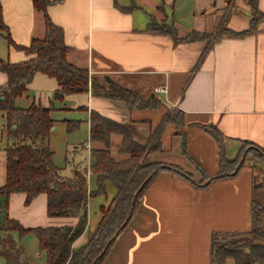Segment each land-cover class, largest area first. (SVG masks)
I'll return each instance as SVG.
<instances>
[{"label": "crops", "instance_id": "0c3cea01", "mask_svg": "<svg viewBox=\"0 0 264 264\" xmlns=\"http://www.w3.org/2000/svg\"><path fill=\"white\" fill-rule=\"evenodd\" d=\"M0 4L3 22L16 44L27 46L32 39L44 38L43 16L31 0H0ZM46 12L62 28L64 44L72 49L66 57L68 62L87 69L94 78L136 91L143 100L156 98L160 102L158 109L128 110L122 101L85 92V103L79 109L88 114V135L90 112L94 110L120 123L134 121L136 139L143 143L166 113L177 107L185 125L176 130L167 123L160 136L161 153L146 161L178 166L193 174L195 181L201 176L187 157L208 176L219 171L218 145L202 126H214L222 133L228 160L237 157L243 142L264 148V0H257L255 13L248 0H61L48 6ZM158 13L181 38L191 31L226 30L201 56L205 41L174 45L166 36L146 32L150 21L158 20ZM244 31L249 33L237 35ZM0 59L17 63L27 57L22 51L9 49L0 37ZM5 82L0 71V85ZM158 86H164L166 92L154 94ZM57 88L54 78L36 73L21 96L27 105H16L21 97L15 105L26 108L33 102L51 111L54 100L63 105L72 96L56 100L53 94ZM110 141L112 157L126 160L128 155L118 151L121 137L112 135ZM84 147L90 148V156L92 148L103 146L89 141ZM5 164V153L0 151V186L5 179ZM90 164L91 156L85 171ZM90 173L87 185L93 191ZM256 184L260 182L248 164L235 177L213 181L207 187H197L169 171L159 172L145 188L135 213L101 264H211L212 234H244L250 230L251 199L257 193L253 190H264V183L258 188ZM7 214L24 228L75 226L78 222L76 217L48 216L45 194L28 204L24 194H12ZM96 220L88 216L86 231L74 242V248L85 243ZM262 226L264 229V217ZM11 236L22 249L21 260L33 264L34 259L44 257L34 236L21 237L17 232Z\"/></svg>", "mask_w": 264, "mask_h": 264}, {"label": "trees", "instance_id": "16d2710c", "mask_svg": "<svg viewBox=\"0 0 264 264\" xmlns=\"http://www.w3.org/2000/svg\"><path fill=\"white\" fill-rule=\"evenodd\" d=\"M31 1L33 8L43 16L45 36L42 39H32L27 46L18 45L12 40L3 22L0 4V37L4 38L9 49L22 51L27 57L25 61L17 63L0 59V71L6 77V82L0 85V114L5 121L3 132L12 141L10 146L3 149L6 158L5 179L0 186V231L4 232L0 239V256L3 257L4 264H29L21 260L22 249L11 236L13 232L21 237L34 236L38 252L45 257V264H101L116 236L135 213L140 197L156 174L169 171L197 187H207L213 181L235 177L245 164L251 162L247 154L239 156L241 150L234 160H228L222 133L214 126H202L218 145L219 171L214 176H208L197 162L187 157L201 176L200 180L195 181L193 174L178 166L159 160L146 161L161 153L160 136L167 123H172L175 127L185 125L180 110L167 112L143 143L136 139L134 121L120 123L92 110L89 141L103 146L90 151L89 171L94 190H88L86 171L79 168H75L71 177L60 176L58 169L52 164V151L48 144L50 129L53 127L50 108L33 102L26 108L15 105L16 99L27 91L36 73L56 80L58 88L53 94L56 100L90 90L94 97L122 101L128 110L158 109L160 102L156 98L143 100L136 91L123 88L113 81H109L107 86L99 84L89 76L87 69L68 62L66 57L72 49L64 44L62 28L54 24L46 12L48 6L61 0ZM248 5L255 13L257 0H248ZM250 23L253 25L254 20ZM225 30L220 28L212 33L191 31L181 38L172 24L152 20L146 27L149 34L166 36L174 45L205 41L201 56L207 53L209 44ZM228 33L235 35L234 32ZM246 33L249 31L237 35ZM12 125L15 127L12 128ZM66 125L67 131L78 128L76 121H66ZM112 135L121 137L118 151L128 155L126 160L117 161L112 157L109 151ZM180 135L183 136L181 133ZM182 138L181 152L184 154L185 141ZM243 144L253 149L255 159L261 157L264 161V148H258L250 142ZM248 165L255 170L258 164L254 162ZM108 183L115 189L114 197L107 206L99 208L98 221L93 231L87 235V243L74 248V242L87 228L88 199L105 195ZM253 191L258 193L259 189ZM15 193L24 194L27 204L39 194H45L48 216L76 217L78 222L75 226L24 228L16 220L8 218L9 198ZM257 193L251 199V228L248 232L212 234L211 264H264V191L260 197Z\"/></svg>", "mask_w": 264, "mask_h": 264}, {"label": "rangeland", "instance_id": "374dc122", "mask_svg": "<svg viewBox=\"0 0 264 264\" xmlns=\"http://www.w3.org/2000/svg\"><path fill=\"white\" fill-rule=\"evenodd\" d=\"M158 20H155L159 23H165L170 24L168 21L163 19L162 14L157 15ZM89 73V72H88ZM90 77H92L89 74ZM94 78V77H93ZM99 84L107 86L108 84L106 81L102 79L95 78ZM91 86V82H89L88 87ZM90 92V90H88ZM35 92H30L31 96H34ZM45 93V91L43 92ZM84 93L80 94H72L71 97L68 99H65V102L61 105L58 101L53 102V104H50V107H54L53 110L50 111V117L53 120V127L50 131L49 137H48V144L49 148L52 151V164L58 169V172L60 176L66 178L72 176L73 168L77 167L82 171H85V169L88 168L90 163V156H89V150L84 147L87 144L89 145V135H88V127H87V119L88 114L86 111L79 109L81 105H84L85 103V96L82 95ZM54 97V96H53ZM159 97H162V95H159ZM61 101V100H59ZM17 106L24 107L27 105V100L24 97H21L17 103ZM49 107V106H48ZM178 110L177 107H173L170 109L169 112ZM66 121H76L78 124V128L74 129L73 131H67V125L64 122ZM5 126V121L2 115L0 114V151H3L4 148L7 146H10L12 144V141L10 139H7L6 134L3 132V129ZM15 126L12 125V128ZM182 127H175L176 130H179ZM77 147V148H76ZM249 146L247 144L241 145V152L240 155L247 154V157L250 158V161L248 164H254V162L258 165L255 167V174L256 179L260 184L264 183V161L261 157H257L255 159L253 149H249ZM3 155V154H2ZM87 174V171H86ZM109 184V183H108ZM106 185V196H96L94 198H91L88 207L87 212L88 216L91 217V219H96L99 217V207L101 205L107 206L111 199L115 195V190L113 189V186ZM263 189H259L257 195L260 197L261 194H263ZM97 222V220H96ZM96 225V224H95ZM93 226V223H91V227ZM263 229V226H262ZM91 233V232H90ZM4 232L0 231V239L3 237ZM89 237V236H88ZM87 243V238L84 244ZM81 246V245H80ZM1 247V246H0ZM0 264H4L3 257L0 256ZM33 264H45L44 257L41 256L40 258L34 259Z\"/></svg>", "mask_w": 264, "mask_h": 264}, {"label": "built area", "instance_id": "2783aa9c", "mask_svg": "<svg viewBox=\"0 0 264 264\" xmlns=\"http://www.w3.org/2000/svg\"><path fill=\"white\" fill-rule=\"evenodd\" d=\"M166 89L164 86H158L154 89V94H162L165 93ZM90 173V171L88 170L87 175Z\"/></svg>", "mask_w": 264, "mask_h": 264}, {"label": "water", "instance_id": "95a60500", "mask_svg": "<svg viewBox=\"0 0 264 264\" xmlns=\"http://www.w3.org/2000/svg\"><path fill=\"white\" fill-rule=\"evenodd\" d=\"M151 97H154V94H151ZM52 130V129H51ZM262 186V184H256L255 185V188H258V187H261Z\"/></svg>", "mask_w": 264, "mask_h": 264}]
</instances>
